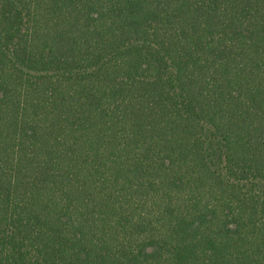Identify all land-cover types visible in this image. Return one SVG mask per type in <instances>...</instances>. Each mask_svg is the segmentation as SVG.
<instances>
[{
    "label": "trees",
    "instance_id": "obj_1",
    "mask_svg": "<svg viewBox=\"0 0 264 264\" xmlns=\"http://www.w3.org/2000/svg\"><path fill=\"white\" fill-rule=\"evenodd\" d=\"M0 264H264V0H0Z\"/></svg>",
    "mask_w": 264,
    "mask_h": 264
}]
</instances>
